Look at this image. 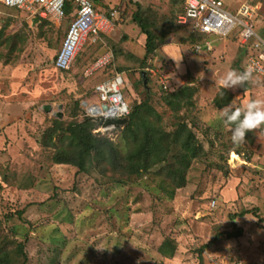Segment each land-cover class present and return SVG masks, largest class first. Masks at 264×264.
Listing matches in <instances>:
<instances>
[{
	"label": "rangeland",
	"instance_id": "1",
	"mask_svg": "<svg viewBox=\"0 0 264 264\" xmlns=\"http://www.w3.org/2000/svg\"><path fill=\"white\" fill-rule=\"evenodd\" d=\"M241 3L260 4L252 20L264 39V0H223L231 12ZM182 5L183 0H100L98 9L116 10L114 29L105 46L87 38L66 70L52 64L71 20L66 8L59 22L34 23L24 10L1 6L0 264H227L232 258L264 264V161L256 157L255 140L258 133L264 136V126L246 130L244 142L233 144L217 119L222 108L213 104L216 96L225 100L216 91L225 73L244 70L237 29L227 39L209 37L211 50H195L200 39L191 40L189 29L177 23ZM137 9L158 37L142 63L145 36L131 18ZM103 47L113 52V62L87 75ZM148 69L164 72L177 90L188 86L181 105L171 106L169 93ZM118 71L125 102L130 108L145 102L139 114L160 135L179 122L192 130L199 147L182 187L170 180L178 143L163 160H150L136 172L137 160L128 156L143 144L142 130L136 140L123 126L92 132L101 125L85 105L89 110L98 102L96 84ZM225 90L231 94L226 106L233 108L263 99L261 80L252 74ZM86 117L95 123L91 133L114 148L90 153L81 170L56 163L55 151L67 142L60 137L63 128ZM55 118L61 129L49 140L46 131ZM243 210L252 212L239 215ZM237 227L241 235L227 238L225 232Z\"/></svg>",
	"mask_w": 264,
	"mask_h": 264
},
{
	"label": "built area",
	"instance_id": "2",
	"mask_svg": "<svg viewBox=\"0 0 264 264\" xmlns=\"http://www.w3.org/2000/svg\"><path fill=\"white\" fill-rule=\"evenodd\" d=\"M1 6L15 7L27 12L31 18H49L55 22L61 21L66 16L65 8L69 6L68 14L71 20L52 60L53 66L58 70H66L70 67L87 38H90L91 43L99 41L105 46L104 38L111 34L117 19L115 9H98L91 0H0V18L3 14ZM256 9V4L241 3L235 12H231L224 6L223 0H183L182 11L177 18V23L188 28L190 33L201 36L200 41L193 43L195 50L201 48L211 50L212 43L209 37L227 39L237 29L234 38L243 49V69L250 66L251 74L261 80L264 99V39L254 30L252 15ZM113 59V52L105 47L85 73L88 75L107 67ZM148 71L156 73L163 90H173L174 86L164 72L158 69H148ZM123 82L121 73L115 72L111 79L96 84L95 92L98 96V103L92 104L93 109L89 110L85 105L88 114L103 119L126 118L130 107L122 94ZM103 104L106 108H102ZM111 129L115 128L100 126L94 128L92 132L98 133ZM227 264L247 263L241 258H232Z\"/></svg>",
	"mask_w": 264,
	"mask_h": 264
},
{
	"label": "trees",
	"instance_id": "3",
	"mask_svg": "<svg viewBox=\"0 0 264 264\" xmlns=\"http://www.w3.org/2000/svg\"><path fill=\"white\" fill-rule=\"evenodd\" d=\"M93 5L96 6L100 0H91ZM66 11L69 13V6H66ZM132 20L140 27V31L145 36L144 41V57L141 60V63L145 59L147 55L153 54L157 45H158V37L156 33L151 30L149 24L144 20L143 16L137 9L133 12L131 16ZM40 19V18H39ZM118 19V18H117ZM115 20V23L117 21ZM191 40L201 39V36L195 33L189 34ZM108 37V36H106ZM163 44V41H160ZM121 71V68H120ZM119 72V71H118ZM184 90H177V88L173 87V90L167 91L169 97V103L173 108L181 105L183 99H180L179 96H182V93L185 92L186 89H189L188 86H183ZM225 92V100H222L220 97H215L213 99V104L216 108L221 109L226 106L230 99L231 94L224 89ZM186 93V92H185ZM188 96V94H185ZM145 105V102H141L136 106L130 108L128 115L126 116V122L123 124V130L128 131L129 136L132 140H136L137 133L142 130L143 144H139L135 146L133 152L128 156V158L137 160L136 172L144 169L146 170L148 167V162L150 160L153 161H161L163 160V155L168 152L172 147L175 146V143H178V151L174 154L175 157V166L170 171L172 178L170 180L174 183V188H179L184 185V172L185 169L189 166V163L192 158L196 155V150L199 145L193 143L194 135L190 128H187L183 122H179L177 124L176 129L173 132H168L163 135H160V132L157 131V128H154L150 124V122L146 119V116H140L139 111ZM150 113V112H148ZM60 119L55 118L51 124V126L46 131V136L49 140L52 139L53 134L60 130ZM95 123L89 118L86 117L80 122H70L63 128V134L60 135L62 139H66V146L58 148L55 151L53 158L56 163H68L75 165L79 168V170L83 169V161L86 156H89L90 153H97L104 155L106 152L112 151L114 146L112 143L105 137H97L96 135L91 133V130ZM169 138L167 142L163 144V138ZM166 140V139H165ZM133 161V162H134ZM131 162V161H130ZM131 162L133 165H135ZM131 164V165H132ZM169 196H172L173 189L166 190ZM251 210H243L239 215H243L245 213H250ZM227 238L238 237L241 235V228L237 227L234 231L225 232ZM164 245L167 242L163 243ZM162 244V245H163ZM208 244L202 246L203 249ZM201 252V250H200ZM200 264V262L198 263Z\"/></svg>",
	"mask_w": 264,
	"mask_h": 264
},
{
	"label": "clouds",
	"instance_id": "4",
	"mask_svg": "<svg viewBox=\"0 0 264 264\" xmlns=\"http://www.w3.org/2000/svg\"><path fill=\"white\" fill-rule=\"evenodd\" d=\"M252 68L245 67L243 71L235 69L228 70L216 91L224 96V89L242 85L251 77ZM217 119L228 127L230 140L233 144H240L245 140L246 130H252L264 125V99L249 98L243 105L231 107L224 106L217 115Z\"/></svg>",
	"mask_w": 264,
	"mask_h": 264
},
{
	"label": "water",
	"instance_id": "5",
	"mask_svg": "<svg viewBox=\"0 0 264 264\" xmlns=\"http://www.w3.org/2000/svg\"><path fill=\"white\" fill-rule=\"evenodd\" d=\"M37 21H38V18L34 17L33 18V22L35 23ZM140 74H141V77L143 79V83H145V80H144L145 72L141 71ZM59 107H60V105H59ZM102 108H106V105L103 104ZM43 109L45 111H50L51 110V106L46 104V105L43 106ZM91 109H93V107H91ZM56 116L61 117V112L58 111ZM95 119L98 121V124L103 126V127L112 126L114 128H117V127L123 126V124L126 122V118H120V119L107 118V119H103L102 117H98V118H95Z\"/></svg>",
	"mask_w": 264,
	"mask_h": 264
},
{
	"label": "crops",
	"instance_id": "6",
	"mask_svg": "<svg viewBox=\"0 0 264 264\" xmlns=\"http://www.w3.org/2000/svg\"><path fill=\"white\" fill-rule=\"evenodd\" d=\"M256 4V6H257V9H259V3H255ZM256 9V10H257ZM34 18V17H33ZM39 20V19H38ZM36 23V22H35ZM106 38H108V37H105L104 38V41H105V39ZM103 41V42H104ZM104 47H103V50L102 51H104ZM119 73H122V72H119ZM98 103V102H97ZM96 104V103H95ZM2 106V105H1ZM1 109H2V107H1ZM7 110H8V108H6ZM5 110V109H4ZM12 109H10L9 111H11ZM3 112H1V110H0V124H1V122L2 121H4V119H5V116L2 114ZM256 145H258L259 146V154L258 155H260V156H256V157H258V158H260L261 159V161H264V136L262 135V134H260V133H258V135L256 136Z\"/></svg>",
	"mask_w": 264,
	"mask_h": 264
}]
</instances>
